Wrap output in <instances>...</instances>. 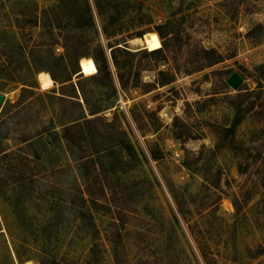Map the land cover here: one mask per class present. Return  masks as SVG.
Instances as JSON below:
<instances>
[{"label":"rangeland","instance_id":"1","mask_svg":"<svg viewBox=\"0 0 264 264\" xmlns=\"http://www.w3.org/2000/svg\"><path fill=\"white\" fill-rule=\"evenodd\" d=\"M262 63L264 0H0V264H264Z\"/></svg>","mask_w":264,"mask_h":264},{"label":"trees","instance_id":"2","mask_svg":"<svg viewBox=\"0 0 264 264\" xmlns=\"http://www.w3.org/2000/svg\"><path fill=\"white\" fill-rule=\"evenodd\" d=\"M97 8H98V14L100 16L104 17L100 3H97ZM157 28H158L159 34L161 35V32L159 30L160 26H158ZM80 37H81V35L80 36L79 35H70L66 39V43L68 46V50H69L68 55H69L70 59H75L78 70L79 71L81 70V72H79V73H82V67L78 66L79 60L88 51L86 49H83L80 45H78L77 39H80ZM123 40H125V39H123ZM118 47L120 48V45H118ZM98 49L103 55V63H101L100 59L97 56L93 57L95 62H96V65H97L98 72H102V73L104 72V73L110 74V70L108 67L109 66L108 58H107V54L104 50V47L102 45H99L97 50ZM141 50H143V53L145 55H154V56L161 55L162 58H166V50L162 46L155 48V49H149V50H146L143 48V49H140L138 51L140 52ZM127 51H129L130 53H133V51H130L129 49H127ZM138 51H136V53ZM195 55H197V57H198V59L195 61V65H194L195 71L202 70L206 67H211V66L215 65L216 63H218L222 60V55H218L215 48H206L203 45L200 46L199 54L196 53ZM55 57L58 58L57 56H55ZM33 66L35 67V65H33ZM36 66H37V64H36ZM259 71L264 75V63H262L260 65ZM51 75L54 79H56V77L52 71H51ZM173 80H175L174 76H169V74L167 72H165L164 70H159L158 82H160L162 85L168 84ZM244 89H245V85L242 83L240 85V87L238 88L239 93L236 96V98L231 99V103L233 104V106L235 108V114H234V118H233L232 123L229 126L224 127V129H223V131L225 132L224 133L225 136L233 137L235 135L236 128L242 123V121L246 117V114H248L249 112H252L258 119L264 120V107L262 105H256L257 102L255 100L251 101L250 105L248 107H246V108L243 107V102L246 99L245 98L246 94L244 93ZM258 106H259V108H258ZM87 121L88 122L103 121V122H106L107 124L111 123V122L106 121V119H104L101 116H98V117L93 118V119H87ZM81 126H82V123H80V121H74L72 123H67L64 125V131L67 134L72 129H75V128L81 127ZM66 138H68V136Z\"/></svg>","mask_w":264,"mask_h":264},{"label":"bare ground","instance_id":"3","mask_svg":"<svg viewBox=\"0 0 264 264\" xmlns=\"http://www.w3.org/2000/svg\"><path fill=\"white\" fill-rule=\"evenodd\" d=\"M133 41L138 42L139 39L136 38V39H133ZM82 69L85 73L95 72L97 70V65H96L95 60L91 56L82 59ZM40 80H41V84L43 87H49L53 82L52 77L48 73H45V72L40 73Z\"/></svg>","mask_w":264,"mask_h":264},{"label":"water","instance_id":"4","mask_svg":"<svg viewBox=\"0 0 264 264\" xmlns=\"http://www.w3.org/2000/svg\"><path fill=\"white\" fill-rule=\"evenodd\" d=\"M81 66H82V61H81ZM228 82L235 88L238 89L240 85L244 82L243 76L239 72H233L229 77H228ZM5 99V94L0 91V107Z\"/></svg>","mask_w":264,"mask_h":264}]
</instances>
